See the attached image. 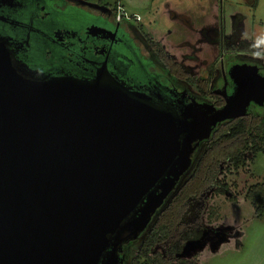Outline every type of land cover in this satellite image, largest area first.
Returning <instances> with one entry per match:
<instances>
[{
    "label": "water",
    "instance_id": "1",
    "mask_svg": "<svg viewBox=\"0 0 264 264\" xmlns=\"http://www.w3.org/2000/svg\"><path fill=\"white\" fill-rule=\"evenodd\" d=\"M229 77L220 109L177 111L106 67L91 81L38 79L0 41V264H122L121 244L153 223L198 143L264 105L256 66Z\"/></svg>",
    "mask_w": 264,
    "mask_h": 264
},
{
    "label": "rangeland",
    "instance_id": "2",
    "mask_svg": "<svg viewBox=\"0 0 264 264\" xmlns=\"http://www.w3.org/2000/svg\"><path fill=\"white\" fill-rule=\"evenodd\" d=\"M78 1L101 5L108 10L117 0ZM122 1L125 12L131 17L123 20V24L132 27L129 32L141 56L150 59L143 40V35H148L161 44L174 62L195 77L207 78L213 66L216 73L207 91L220 88L221 68L226 71L239 63L256 66L258 72L264 68V58L254 55L260 53L264 57V0H257L255 6V0H151L145 4ZM133 17H138V20ZM74 23L70 26H77ZM229 44L255 47L257 51L226 50ZM150 61L153 73L165 74L154 58ZM161 80L164 81L163 77ZM185 87L184 90L200 101V94L195 88ZM215 101L212 95L206 93L204 104L212 106ZM261 107H254L253 113L264 115ZM203 147L198 146L191 162ZM225 148L230 150L232 147ZM221 152V149L216 150L215 155L220 156ZM190 169L180 177L178 186ZM218 178L219 182L228 186L229 193L216 195L215 189L211 188L206 192L205 199L192 202L185 219L190 221L196 213L201 214L206 230L198 239L188 241L175 258L195 259L199 264H264V215L260 219L255 218L251 203L244 199L249 186L264 181V155L257 153L251 161L237 169L225 171L223 166ZM230 198L234 199L231 201ZM154 218L155 215L152 220ZM126 245L124 243V248ZM127 247L129 253L134 249Z\"/></svg>",
    "mask_w": 264,
    "mask_h": 264
},
{
    "label": "flooded vegetation",
    "instance_id": "3",
    "mask_svg": "<svg viewBox=\"0 0 264 264\" xmlns=\"http://www.w3.org/2000/svg\"><path fill=\"white\" fill-rule=\"evenodd\" d=\"M73 22L77 26H70ZM129 29L132 27L125 26L123 20L115 19L113 7L107 10L101 5H88L78 0H0V41L5 43L12 59L35 72L38 79L64 77L91 81L106 67L127 90L148 98L159 97L177 111L205 105L198 89L172 75L168 63L156 54L143 35L150 59L154 58L165 72L164 75L153 73V64L149 58L141 56ZM166 56L169 63H175L183 72L192 75L167 53ZM230 68L226 71L221 68L220 88L210 91L214 98L223 101L224 94H232L234 85L229 77ZM185 85L199 92L200 101L184 90ZM199 145H204V141L198 143L193 154ZM192 158L193 155L191 161ZM143 235L141 232L126 241ZM126 241L118 251L123 257L122 264L125 263L123 245Z\"/></svg>",
    "mask_w": 264,
    "mask_h": 264
},
{
    "label": "trees",
    "instance_id": "4",
    "mask_svg": "<svg viewBox=\"0 0 264 264\" xmlns=\"http://www.w3.org/2000/svg\"><path fill=\"white\" fill-rule=\"evenodd\" d=\"M256 1L254 6L256 5ZM118 0L116 1V3ZM115 3V4H116ZM115 4L113 12L115 11ZM157 55L171 68V74L183 79L194 86L205 97L207 86L215 77L213 66L208 71L207 78H199L183 72L175 63H169L161 44L150 36L144 35ZM223 49L221 45V50ZM226 50L235 52L257 51L255 47L226 46ZM261 72V73H260ZM264 76V68L259 70ZM212 96L214 94H211ZM214 107L220 108L223 101L215 98ZM254 105H250L244 117L228 120L212 128L209 137L204 140V147L198 157L192 162L187 177L172 194L168 202L155 212L153 223L143 232L138 240L126 241L132 246L133 251L124 248L125 262L128 264H199L195 259L175 258L176 254L188 242L198 239L206 230L202 223L201 214L188 221L185 218L189 213L193 201L203 200L206 192L215 189L214 194L225 196L229 193L228 186L218 181L222 167L225 171L242 167L251 161L257 153L264 155V115L253 113ZM264 109V105L261 107ZM226 131V133H225ZM225 146L232 147L225 150ZM221 149L220 156L216 150ZM234 198H230L232 201ZM244 199L253 207L254 217L260 219L264 215V181L249 186L244 194ZM211 211L208 213L210 217ZM160 249V250H158ZM129 253V254H128Z\"/></svg>",
    "mask_w": 264,
    "mask_h": 264
},
{
    "label": "built area",
    "instance_id": "5",
    "mask_svg": "<svg viewBox=\"0 0 264 264\" xmlns=\"http://www.w3.org/2000/svg\"><path fill=\"white\" fill-rule=\"evenodd\" d=\"M115 19L116 20H129L131 17L129 15H127V13L125 12L123 6L121 5L120 2H117L115 4ZM135 20H138V17H133Z\"/></svg>",
    "mask_w": 264,
    "mask_h": 264
},
{
    "label": "crops",
    "instance_id": "6",
    "mask_svg": "<svg viewBox=\"0 0 264 264\" xmlns=\"http://www.w3.org/2000/svg\"><path fill=\"white\" fill-rule=\"evenodd\" d=\"M149 1H151V0H125V2L127 4H129V3H136V4H140L141 3V4H145V3L149 2ZM118 2H120L121 5L123 4V1L122 0H118Z\"/></svg>",
    "mask_w": 264,
    "mask_h": 264
},
{
    "label": "clouds",
    "instance_id": "7",
    "mask_svg": "<svg viewBox=\"0 0 264 264\" xmlns=\"http://www.w3.org/2000/svg\"><path fill=\"white\" fill-rule=\"evenodd\" d=\"M254 55H256L258 58H264V57H261L260 53H254Z\"/></svg>",
    "mask_w": 264,
    "mask_h": 264
}]
</instances>
